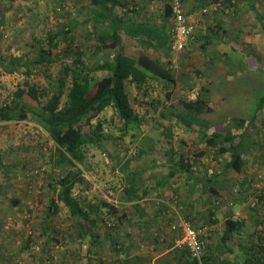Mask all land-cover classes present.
Masks as SVG:
<instances>
[{"label":"trees","instance_id":"16d2710c","mask_svg":"<svg viewBox=\"0 0 264 264\" xmlns=\"http://www.w3.org/2000/svg\"><path fill=\"white\" fill-rule=\"evenodd\" d=\"M13 1L0 0V6L8 2L12 5ZM184 1L182 0L183 4ZM87 2H89L88 6L78 11L79 19L72 25L65 24L61 28L52 27L53 30L46 33L44 41H35L37 53L33 59L24 61L22 58L13 56L6 59L0 58V70L4 74H20L26 78L23 88L14 92L7 101L0 103V124L33 122L38 125L57 146V158L54 164L59 170L56 178L53 177L52 171L45 172L49 176H47L46 184L49 205L46 207L43 221L37 222V226H33L31 232L26 233L27 235L15 229L14 234L18 241L22 239L20 252L31 254L35 264H51L54 256L50 250L54 249L58 250L60 264H67L69 258L72 256L73 259L74 256L72 251L69 257L68 236L59 233L52 225L53 218L64 212L71 222L67 229L69 238L81 245L89 244L86 259L89 264H151L152 261L144 256L137 246L127 243L128 235H124V240L122 238L121 224L124 219H127V215L121 211L124 204L114 205L95 196V201L99 203L96 208L91 206L89 194L92 184L84 177L85 171L90 172L85 164L89 147L102 146V140L107 138L106 128L113 122L117 124L121 139L130 136L139 141L143 137L145 120L130 101L128 85L134 86L138 95L141 94V100H137V103L140 108L146 109L147 112L144 114L152 110L156 112L161 107L171 113V102L177 90V81L170 71L171 63L164 65L147 53L133 58L123 51L119 32L123 30L125 24L122 10L128 7L123 0H88ZM218 2H221L222 7L219 14H225L226 10L232 9L235 12L237 9L236 2L232 0H226L223 3L221 0H208L210 6ZM165 11L167 16L171 17V5L167 4ZM70 15L71 13H64L65 18H69ZM3 17L0 11V19L2 20ZM258 20L261 22L264 34V21L259 18ZM141 26L139 29L143 28V25ZM146 27L147 31L144 32V30L143 33H148L149 38H155L154 40L159 35L157 44L163 53L169 56L166 48L170 46V41L172 43V37L156 28L152 29L153 26ZM203 48L206 50L207 46ZM254 51V49L243 50L239 51L238 55L246 61H251L254 59ZM97 57L102 58V62L96 66L90 65L89 62L93 61L91 59ZM56 64H59V69L54 76L52 70ZM238 65H236L237 68L240 67V64ZM105 71L110 72L109 75L99 79L97 73ZM39 76L44 78V85L31 79V77ZM153 84L160 86L164 92L163 99L151 97ZM210 94V90L203 83L194 101H182L185 115L172 112L168 116L163 115V118L170 119L176 126H185L189 133H198L199 143L207 150L203 151L201 156L210 157L211 155L213 161L218 163H221L220 158H224L226 163L223 171L230 170L241 175L246 170L247 159L253 155L255 149L253 136L257 129H260L258 124L262 121L264 98L259 101L250 120H233L235 122L230 123L231 126L227 124L208 132L201 129L204 123L196 121L193 117L213 113L214 110L207 100ZM108 110L113 111L116 121L112 120L109 123L104 117L100 118L102 113ZM94 120L98 122L93 124ZM193 123H198L199 128L196 129ZM163 125L167 126L164 122L160 123L156 125V130ZM173 127V124L172 127H168L163 136L167 139L172 137L173 133L169 130ZM7 154H11L10 150L5 153L0 152V172L9 179L12 169H16L18 163L6 165ZM180 161V167L174 166L169 177L174 178L177 172L181 171L191 175L190 162H187L186 158ZM197 167H200L198 169L201 175L191 176L190 182L194 181L192 186L201 187L207 196L204 198L206 205L220 206L224 198L218 190L220 189L219 176L211 174L212 169L208 164L206 166L198 164ZM223 171L221 170L220 173ZM189 185L191 186L190 183ZM78 188L82 191L79 195H75ZM134 188V184L129 185L119 201L129 204L140 202L144 196L139 195ZM239 194L241 193L238 192V197ZM251 194V197H256L257 201L253 208H259V205L264 202V195L258 191H253ZM0 202L4 203L2 199ZM23 202L25 201L22 198L15 199L11 205L12 210H18L19 207L24 209ZM133 206L138 209L139 203ZM165 210H168V207H165ZM181 211L180 214L184 216ZM22 214L28 213L22 212ZM215 216V212H209L208 218L211 225L213 222L216 223L213 220ZM23 222L27 224L32 220L30 217L27 220L26 217ZM244 230L245 221L235 219L232 213H228L225 229L220 238L221 243L217 247L206 244L207 239L203 234L201 240L205 243L206 250L202 260L194 259L188 250H182L178 251L181 258L176 262L177 264H264V231L260 232L259 236L256 231L253 232L250 236L249 249L247 248V251L245 249L242 256L237 255L234 246L235 238L242 236ZM40 242H43L45 247L44 252L38 256L35 247ZM215 249L224 256L235 254L236 260L231 262L215 256ZM133 252H137L136 255H133ZM11 256L0 259V264H15L14 256ZM74 260L72 264L79 261ZM238 260H242V263ZM1 261L4 262L1 263Z\"/></svg>","mask_w":264,"mask_h":264},{"label":"rangeland","instance_id":"374dc122","mask_svg":"<svg viewBox=\"0 0 264 264\" xmlns=\"http://www.w3.org/2000/svg\"><path fill=\"white\" fill-rule=\"evenodd\" d=\"M87 1L88 0H14L12 5H9L10 2H8V4L4 3V6H0V11L4 16L2 20L0 19V58L6 59L13 56L16 58H22L24 61L33 59L37 53V44L35 41H44L46 33H48L49 30H53L52 27L57 26L61 28L65 24L72 25L77 19H79L78 11L82 7L86 8L88 6L89 2ZM234 1L236 2L237 7L235 12L232 9L229 13H220L219 19L221 22L223 20L228 22L225 23V28L231 32L228 42L236 45L238 49L237 53H240L239 50L254 49V59L251 61L244 60L241 55L231 52L232 49L229 50L230 45L226 52L232 56L234 63L240 60L241 64L246 62L245 65H249L248 67H251V65H264V34L262 33L261 22L258 20L259 18L264 21V0ZM206 6L207 5L204 6L203 4L198 5V8L201 10L197 12L196 15L200 14L204 9H208ZM155 8L156 7H154V9ZM66 12L71 13L69 18H65L66 16H64V13ZM222 29H220L221 33L223 31ZM137 30V28L131 27L129 31H126V35L129 39L133 38L131 36ZM217 41L218 43L221 42L219 45L222 48H225L226 45L229 44H225V39L220 36ZM135 49L136 48L132 47L129 48V54H132ZM91 60L93 61L89 62L90 65L95 66L102 62V58L99 57ZM190 64V62H187L183 65L180 63L179 65L170 66V71L177 81V90L174 99L171 102V113L173 112L182 116L185 115L182 101H194L191 99L198 97L201 87L203 83H205V87L213 94L212 98L208 97V104L214 110L213 113L215 111H218V113L215 112L216 114L211 113L201 116L195 115L193 119L204 123L202 124L204 127H200L201 129L210 132L212 125L217 124L221 119L220 115H226L224 120L234 117L236 115L234 110H237V108L232 106L239 105L236 101L243 100V98L250 100L252 96V101L250 100L246 103L247 112L244 113L250 117L259 103L260 98H263L264 96V89L263 86H261L262 81L259 77L261 72H263L262 69H257L255 72L259 78L249 76L243 81H223L220 84V88H214V84L219 81L217 80L218 78H213L214 75H220L221 73L223 79L229 80V78H233L231 77L233 75H230L229 77V74L234 70L230 71L229 65H197V61H195V64ZM58 65L59 64H56L52 70L55 74L54 76H56L58 72ZM109 73L110 72L105 71L97 73V75L99 76V79H101L108 76ZM25 79L26 78H24L23 75H6L0 70V103L7 101L14 92L23 88ZM31 79L35 82H40L43 85L45 84V80L42 76L37 78L31 77ZM153 86L154 88L152 89L151 97L155 99H157V97L163 99L164 92H162L160 86L157 84H153ZM127 91L134 109H136L145 120L143 125V137L139 141L132 139L130 136L121 139L122 136L116 126L117 124L113 122L112 125H109L106 128L107 138L102 140V146L100 148L95 146L89 147L85 165L89 168L90 172L85 171L84 177L92 184L91 193L89 195L91 206L94 208H96L99 203L95 201V196L102 198L111 204L118 205L116 203L119 201L118 197L123 191H125L124 183L126 182V177L121 178L123 177V173H125L123 172V169L125 167L126 169L129 168L130 164L133 165V161H138L142 158H154L155 156L164 158L165 152H168L171 148L174 149V145L173 147L172 145L171 147L168 146V140H172L173 143H179L180 139H183L182 137L188 139L190 144H188L187 147L189 148L190 146L191 148L186 150L185 153L189 151V153H192V157H195L204 151L202 150L204 146L201 147V144L197 142L199 141V136L196 132L189 133L188 128L185 126H176L170 119L166 120L163 118L165 115L168 116V114H171L168 110L161 107L156 112L152 110L149 113L144 114L147 112L146 109L140 108L137 103V100H141V94L138 95L134 86L128 85ZM209 96H211V94ZM209 98H211V100H209ZM222 98L225 100L224 102L222 101ZM229 107L234 109L230 111ZM261 116L264 121V112H262ZM102 117H104L109 123H111L112 120L116 121L114 119L113 111L111 110L102 113L100 118ZM237 117L239 116L237 115ZM97 122L98 120H94L92 123L96 124ZM159 122H164L167 126L163 125L162 128L156 130L155 127L160 124ZM231 123H233V121ZM172 124L174 126L173 130L171 129L169 131H173V138L167 139L163 136L165 133L164 131L167 130L168 127H172ZM193 124L196 129L199 128L198 123ZM225 125L227 124L215 128L213 127L212 130L220 127L222 128ZM258 127L260 128V131L257 129L253 136L254 143L256 144L255 149L253 150V155L249 156L247 159L249 164L252 160L264 163V123L261 122L258 124ZM176 138L177 140H175ZM184 139L183 142L185 141ZM56 148L57 146L55 143L33 122L10 125L0 124V152L5 153L9 150L11 152V154H7L8 157L5 160V164L13 165L14 163H18V167L12 169L11 175L9 176L10 180L6 179L3 176V173L0 172V199L4 201V203L0 202V259L13 255V261H15V264H35L31 254L29 255L27 252H20L22 239L18 241L14 233L15 230H17L20 233L29 234L32 227L37 226V222H42L44 219L43 216L46 207L49 205L46 186L48 174L45 172L46 170L52 171L54 178L57 177L59 172L54 164V161L57 158ZM156 152L158 153L156 154ZM220 159L221 163L215 162L210 155L208 166L211 169L214 168L218 170L219 165L221 164L220 166H222L225 162L224 158ZM252 169L254 170L252 176L253 179L256 180V185L259 176H264V167L255 165ZM225 173L226 176L222 177L220 192L221 195L227 197V200L225 199L221 202L220 206H215V208H217V211L228 210L223 215H218V213H216L217 224L211 225L209 220L202 219V216L204 215L209 219L208 212H206L207 209L203 208V206L199 207L192 217L188 212L187 214L184 213V215L189 219L191 218L190 220L196 229L201 230L203 226L207 227V233H211V229H213V239L222 237L227 214L230 210L234 209V214L231 212L234 215V218L238 219L239 217L242 221H245V230L242 232V236H238L237 239L235 238L236 244L234 245L237 255L242 256L245 249L247 251V248L250 247L251 243L249 241L251 234L256 231L259 236L261 234L260 232L264 231V202L259 205V208H253V205L256 202V197H251V193L253 191L256 192V188L255 185L252 187L249 184V186L247 185L245 187V191L246 193L250 192V198L243 207H238V205H236V202L238 201V191L240 193V186H243L244 183H237L235 178H233V181L230 180V178L236 174L235 172H230V170H228ZM129 179L131 178L129 177ZM235 189H237L236 193H234ZM81 191V188H78L75 191V195H79ZM20 198L25 201L22 203L24 209L19 207L18 210L13 211L11 206L12 202L15 199ZM164 198L166 199H160L162 201H167V203L173 208L176 207L174 204V196L171 197L169 202L167 200L168 197ZM177 200L178 203H180V199ZM162 201H159L158 204L154 203L152 207L157 206V208H161L162 205H164ZM187 201H189V198ZM149 203L151 202L147 201L146 204ZM235 211L236 213H240L241 211V214L236 215ZM22 212H27L28 214L24 215ZM172 215L173 214L170 213L171 217H173ZM26 217L27 220L30 217L32 222L25 224L23 221H25ZM70 224L71 222L68 220L64 212L55 216L52 222L54 229L59 233L61 232L62 235L68 236L67 246L70 251L69 257L72 255V251L74 256L73 259L72 256L69 258L67 264H72L74 259L79 260L74 264H89L86 260L88 258L87 251L89 244L85 243L81 245L79 242L72 241L71 238H69L70 234H68L69 232L67 229L70 227ZM44 247L43 242H40L39 245L35 247L38 256L44 252ZM139 251H141L140 248ZM50 252L54 256V260L51 264H60L58 250L54 249L50 250ZM76 254L77 256L79 255V257L75 256ZM224 258L231 262L236 260V256L229 258L228 255H225ZM238 261L242 263V260ZM3 262L4 261H1V263Z\"/></svg>","mask_w":264,"mask_h":264},{"label":"crops","instance_id":"0c3cea01","mask_svg":"<svg viewBox=\"0 0 264 264\" xmlns=\"http://www.w3.org/2000/svg\"><path fill=\"white\" fill-rule=\"evenodd\" d=\"M173 0H123V3L126 4L128 7L122 10V15H124L125 18V24L123 27V30L119 32V36L121 39V47L123 51L130 57L137 58L142 53H147L150 55L153 59L162 62L164 65H183L184 63L190 62L191 64H195V61H197V65H229L230 71L234 70L229 74L233 75L227 79H223L220 75H214L213 78H218L219 80L216 84H214V88H220V84L223 81H230V82H237V81H243L245 78H248L249 76L261 78V86H263L264 89V65H251V67H248L249 65L241 64V61L238 60L234 63V60L232 59V56L227 53L226 51L228 46L230 45L231 52L237 53L238 49L236 45L231 44L228 42V39L230 38L231 32L225 28V23H228L227 21L223 20L222 22L219 19L220 14L219 13H211L209 16L200 17V14L196 15L197 12H199L201 9L198 8V5H200L203 2V5H207L206 7H209L210 4L208 3V0H185L184 1V7L187 11L188 15L194 16L196 19L195 23V33L188 43L186 50L181 53L177 54L175 53L172 48V43L170 41V46L166 48L168 55H165L163 51L159 48L157 44V39L159 38V35L156 40L155 38H152L148 36L147 34H144V32L147 31L146 26H153V28H156L159 31H162L163 34L166 33V35H169L170 38L172 36V29L174 26L172 17L167 16V13L165 11L167 4L172 5ZM201 2V3H200ZM154 7H156L154 9ZM120 14V11H119ZM142 29H139V27H142ZM131 27L137 28L138 30L135 31L130 38L126 35V31H129ZM223 28V29H222ZM150 29V28H149ZM222 29V33L220 31ZM163 30H165L163 32ZM222 37L225 39V48H222L218 43V38ZM204 46H207V49L203 48ZM136 48L133 50L132 54H129L130 51L129 48ZM191 50V51H190ZM225 50V51H223ZM240 51V50H239ZM194 53V54H193ZM193 54V55H192ZM238 54V53H237ZM182 61H181V59ZM227 59V60H226ZM178 61V62H177ZM177 62V63H176ZM203 62V63H202ZM205 63V64H204ZM240 64V67L237 68L236 65ZM189 64V63H188ZM190 64V65H191ZM234 64V65H233ZM239 66V65H238ZM171 68V67H170ZM240 69V70H239ZM262 69L263 72L257 76L255 73L256 71ZM210 74V73H209ZM214 74V72H213ZM201 76V75H200ZM214 81V80H213ZM220 91V90H219ZM221 92V91H220ZM224 95V94H223ZM227 96V95H225ZM213 97V94L211 93V96ZM209 98V100H211ZM264 98V96H263ZM253 97L251 96L250 100L252 101ZM262 98H260L261 100ZM249 99L243 98V100L236 101V103H239V105L232 106L234 108H237V110H234L236 115L234 117L228 118L227 120H224V115H220L221 119L219 122L215 125H212V128L222 126L223 124H229L233 120H242L245 121L250 120L252 118V115L255 113V110L257 106L255 107L254 112L248 117L249 115H245L244 113L246 111V103L250 101ZM222 101L224 102L225 100ZM258 105V104H257ZM230 108V111L234 108ZM229 111V112H230ZM218 113V111H215ZM214 112V113H215ZM228 112V113H229ZM213 113V114H214ZM227 113V115H228ZM216 114V113H215ZM237 115L239 117H237ZM223 116V117H222ZM235 122V121H233ZM264 123L263 119L261 121ZM260 122V123H261ZM231 126V125H230ZM176 127V126H175ZM173 130V128H171ZM170 129V130H171ZM259 130V129H258ZM260 131V130H259ZM173 132V131H172ZM198 135V133H197ZM173 137H170L171 139ZM184 139V137H182ZM180 139L179 143H173L172 140H168L169 143L168 146L173 147L169 149L168 152H165L164 158L155 156L154 158H142L138 161H133V165L130 164L129 168L126 169V167L123 169V177H126V182L124 183V190H126L129 185L134 184L135 190L138 191V194L141 196H144V198L137 202L139 203V208H134V204H129L127 202H116L118 205H123V212L126 213L127 219H124L123 223L121 224V232L123 240L125 239L124 235H128L129 238L127 239V243L131 244L132 246H137V248H140L142 251V254L146 257H148L152 262L151 264H177L176 261L180 260V255L178 254V250H174L173 248V235L170 234V223L173 221V218L170 216V213H172L171 205L167 203V201H162L160 198L166 199L164 197H168L167 200L171 199L172 196H174L177 199H180V203H178V206L181 208V212L184 214H187V212L191 215H194V213L198 210L199 207L203 206V208L207 209L206 212L213 211L219 214H225L226 211H221L215 208L214 205H206V199L207 197L201 187L192 186L193 182H190L191 176L199 177V169L200 167H197V165L206 166L208 164L209 156H201V153L196 155L195 157H192V153H187L186 150L190 149L187 147L188 144H190V141L188 139ZM177 140V138L175 139ZM172 142V143H171ZM178 142V141H177ZM199 142V141H197ZM193 144V143H192ZM204 146L201 144V147ZM206 147L204 146L202 150L204 152L206 151ZM185 149V151H184ZM158 152H156L157 154ZM183 158L187 159V162H190V165L192 166L190 169V174H187L183 171L177 172L176 177H169L170 171L173 170V167L178 165L177 168L180 167L181 161ZM224 165L226 163V160L224 159ZM221 162V161H220ZM135 163V164H134ZM224 165L219 166L217 169H212L211 174L218 175V186L221 187L222 183V177L226 176V171L224 170ZM260 165L264 167V163H260L257 161L252 160V162L249 164L247 160V166L244 173L241 175H238L237 173L230 178L231 181H233L235 178V181L237 183H244L243 186H240V193L241 195L237 199L236 205L238 207L242 206L248 201L247 198L250 197V192L246 193V191L242 188L246 187L249 184L254 187L255 185V179H253L252 172L254 171L252 169L253 166ZM180 170V169H179ZM178 170V171H179ZM223 171L220 173V171ZM231 172V171H230ZM131 179H129V177ZM203 177V175H202ZM249 182V183H248ZM191 184V186L189 185ZM247 184V185H246ZM219 194H221L220 189ZM237 191V189L234 190ZM239 192V191H238ZM125 193H121V195L118 197V199ZM172 195V196H171ZM249 195V196H248ZM189 198V201L187 199ZM224 200H227V197L223 196ZM173 200V199H172ZM147 201L151 202L149 204H146ZM159 201H162L164 205L162 207H152L154 203L158 204ZM170 206V207H169ZM233 206V205H231ZM165 207H168V210H165ZM236 207V206H235ZM234 207V208H235ZM233 213V210H230L229 213ZM234 214V213H233ZM236 215H240V213H236ZM167 215V216H166ZM185 216V215H184ZM133 217V218H132ZM191 219V218H190ZM203 220H209L207 217L202 216ZM238 219H240L238 217ZM213 220L216 221V216L213 217ZM213 224H217L213 222ZM202 227V226H201ZM202 229H207V227H202ZM210 229V228H209ZM225 229V226H224ZM207 230H204L205 238L207 239L206 244H210V246L217 247L221 243L220 238H213L212 235L213 229H211V233H207ZM207 233V234H206ZM137 252H133V255H136ZM215 256H219L220 258H224V254L221 252H218L215 249ZM230 257L236 256L235 254L229 255Z\"/></svg>","mask_w":264,"mask_h":264},{"label":"built area","instance_id":"2783aa9c","mask_svg":"<svg viewBox=\"0 0 264 264\" xmlns=\"http://www.w3.org/2000/svg\"><path fill=\"white\" fill-rule=\"evenodd\" d=\"M221 1L223 3L226 0ZM221 8V2L213 3L208 9L201 11L200 17L208 16L211 13H218ZM229 12L230 10H226V13ZM171 17L174 23L171 36L172 50L177 54H181L186 50L188 43L194 36L196 19L194 16L188 15L182 0H173ZM255 188L256 192L258 191L264 195V176H259ZM174 204L176 205L174 208L169 206L172 208L173 214V221L170 223L169 228L170 234L174 237L173 248L178 251L188 250L194 259L200 261L205 255L206 250L205 243L201 240L204 230L196 229L190 219L180 214L181 208L178 206V200L175 197Z\"/></svg>","mask_w":264,"mask_h":264}]
</instances>
